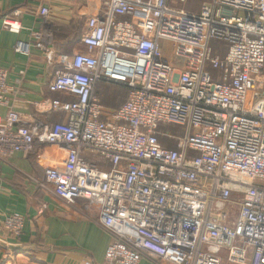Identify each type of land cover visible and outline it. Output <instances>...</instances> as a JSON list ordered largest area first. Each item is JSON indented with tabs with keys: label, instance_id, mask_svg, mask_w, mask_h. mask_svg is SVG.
Listing matches in <instances>:
<instances>
[{
	"label": "built area",
	"instance_id": "1",
	"mask_svg": "<svg viewBox=\"0 0 264 264\" xmlns=\"http://www.w3.org/2000/svg\"><path fill=\"white\" fill-rule=\"evenodd\" d=\"M103 4L73 56L56 55L47 5L36 40L15 46L58 66L49 89L74 98L37 106L64 120L24 123L0 66V158L65 151L46 180L65 202L98 210L111 234L102 264H139L145 252L173 264H264V0H211L198 12L171 0ZM18 12L3 28L21 32ZM100 82L129 89L119 108L102 103ZM171 123L183 134L161 129ZM25 224L19 213L2 220L14 236Z\"/></svg>",
	"mask_w": 264,
	"mask_h": 264
},
{
	"label": "crops",
	"instance_id": "2",
	"mask_svg": "<svg viewBox=\"0 0 264 264\" xmlns=\"http://www.w3.org/2000/svg\"><path fill=\"white\" fill-rule=\"evenodd\" d=\"M42 5L50 9L49 20L53 28L64 26L71 33L75 31L73 25L79 23L82 25V34L86 31L87 19L102 14L105 9L103 0H0V66L9 71L8 80L14 88L11 92L13 108L20 113L24 123L31 127L52 125L65 119L63 113L38 108V103L51 98H74L49 89V82L58 66L49 64L41 49L33 46L30 55L15 50L19 40L34 41L36 39L32 33L43 30L38 15ZM15 11L19 12L14 17L23 26L20 33L2 26L4 16H13ZM53 40L51 30V44L56 50ZM59 44L61 52L69 56L83 47L80 40L66 43L65 37L60 39ZM100 83L96 93L102 103L109 109L119 108L127 99L129 89L107 84L114 85L124 93L119 97L108 91L107 100L104 101ZM4 112L5 108L0 106V115ZM64 159L63 149L44 145L30 153L20 151L10 157L0 158V264L104 262L111 234L99 222L98 210L87 207L83 199H78L74 204L65 202L55 194L53 186L46 180L45 168L58 166ZM12 213L26 217L25 228L20 236H14L2 228V220ZM139 264L173 263L155 253L145 252ZM222 264L230 263L224 259Z\"/></svg>",
	"mask_w": 264,
	"mask_h": 264
},
{
	"label": "rangeland",
	"instance_id": "3",
	"mask_svg": "<svg viewBox=\"0 0 264 264\" xmlns=\"http://www.w3.org/2000/svg\"><path fill=\"white\" fill-rule=\"evenodd\" d=\"M210 0H171V5L175 6L176 8H181V9H185L188 11H193V12H198L200 11L201 7L205 4L208 3ZM52 30V29H51ZM211 46L218 52H222V53H226L227 49L224 47L225 44L220 43L218 41H212L211 42ZM219 48V50H218ZM166 53H170L168 47L166 48ZM170 56V55H169ZM100 86H103V89L101 90V97L102 100L106 101L107 100V93L108 91H111L109 93H111V95H119V97L123 96L124 91L120 90L114 86V85H107V84H99ZM128 93V91H127ZM115 97V96H113ZM161 129L164 131H168L171 132L173 134L176 135H182V131H181V126L177 125V124H163L161 125Z\"/></svg>",
	"mask_w": 264,
	"mask_h": 264
},
{
	"label": "trees",
	"instance_id": "4",
	"mask_svg": "<svg viewBox=\"0 0 264 264\" xmlns=\"http://www.w3.org/2000/svg\"><path fill=\"white\" fill-rule=\"evenodd\" d=\"M73 30L71 33H69L70 31L68 30V28L62 26V27H56L53 28L52 27V32H53V36H54V40L53 43L56 46V50L55 53L56 55L59 54H63L61 52V45L59 44V41L62 37H65L66 39V43L71 44L73 41H81V38L83 36V29H82V25L77 23L76 25H73ZM64 45V43H63ZM126 92V91H125Z\"/></svg>",
	"mask_w": 264,
	"mask_h": 264
}]
</instances>
